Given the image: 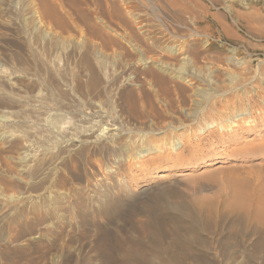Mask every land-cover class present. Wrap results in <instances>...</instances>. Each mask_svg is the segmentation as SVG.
Wrapping results in <instances>:
<instances>
[{"label": "rangeland", "instance_id": "rangeland-1", "mask_svg": "<svg viewBox=\"0 0 264 264\" xmlns=\"http://www.w3.org/2000/svg\"><path fill=\"white\" fill-rule=\"evenodd\" d=\"M30 1L0 0V264H264L232 208L264 187V0Z\"/></svg>", "mask_w": 264, "mask_h": 264}, {"label": "bare ground", "instance_id": "bare-ground-1", "mask_svg": "<svg viewBox=\"0 0 264 264\" xmlns=\"http://www.w3.org/2000/svg\"><path fill=\"white\" fill-rule=\"evenodd\" d=\"M25 1V0H24ZM13 2V1H12ZM21 2V1H20ZM30 4H32V0L29 2ZM28 3V4H29ZM27 4V3H26ZM29 4V5H30ZM17 5V4H16ZM35 5V4H34ZM38 8V7H37ZM35 12H36V10H35ZM150 76H151V83L153 84V85H155V86H157L159 89L158 90H162L163 92H165L166 90H168V87H167V85H168V81H167V78L165 77V76H163V75H159V74H156V73H153V72H151L150 73ZM179 77V76H178ZM179 83V82H178ZM181 83V82H180ZM179 83V85H182V84H180ZM178 85V84H177ZM154 86V87H155ZM182 86H184V85H182ZM178 87V86H177ZM179 88H181V87H179ZM178 90V89H177ZM180 90V89H179ZM181 90H183V88L181 89ZM182 92V91H181ZM184 92V91H183ZM166 93V92H165ZM201 94V93H200ZM206 94V93H205ZM224 94V93H223ZM201 96V95H200ZM202 96H203V94H202ZM205 96V95H204ZM202 98V97H201ZM210 98V97H209ZM182 99V98H181ZM171 100V99H170ZM169 100V102H170V104H169V108L171 109V108H173V104H172V102ZM202 100V99H201ZM179 101V100H178ZM204 103V102H203ZM241 104V103H240ZM152 106V105H151ZM179 106V105H178ZM149 108H151V109H149V110H151V111H154V108L153 107H149ZM147 111H148V108L146 109ZM172 110V109H171ZM188 110V109H187ZM2 111V110H1ZM151 111H148L149 113L151 112ZM156 112V111H155ZM153 114H154V112H152ZM158 114V113H157ZM185 114H187V115H190L189 114V112L188 113H185ZM193 114V113H192ZM156 115V114H155ZM159 116V115H158ZM161 116V115H160ZM186 116V115H185ZM193 117H194V115H192ZM174 117V116H173ZM191 117V116H190ZM163 118V116H161V119ZM208 118V117H207ZM1 123V122H0ZM181 123H182V121H181ZM207 127H209V124H207ZM94 132V131H93ZM93 134V133H92ZM110 134V133H109ZM115 135V134H114ZM101 136V135H100ZM118 136V135H117ZM110 137V136H109ZM114 137V136H113ZM116 137V136H115ZM102 138V137H101ZM71 139V138H70ZM72 140V139H71ZM152 140V139H151ZM199 140V139H198ZM103 141V140H102ZM183 140H181L180 139V142L181 143H184V142H182ZM195 142V141H194ZM197 142V141H196ZM200 142V141H199ZM105 143V142H104ZM114 143V144H113ZM113 143H112V145H114V146H112L111 148H109L108 149V151H107V153L109 154V157H113L112 159L115 161L116 160V158H117V160L118 161H120V162H122L123 160L124 161H126L127 162V166L130 168L131 167V161H129V159L128 158H130L131 157V155H132V152H131V150L133 151V149H131V148H129V147H131V146H129L130 145V143L129 144H121L120 146H116L115 145V141H113ZM127 143V142H126ZM149 143V142H148ZM188 146H187V148H189V149H191V148H193L194 147V145L193 144H191L192 146H190L189 144H190V141L189 140H187V142H185ZM189 143V144H188ZM120 144V143H119ZM144 144V143H143ZM145 144H147L146 142H145ZM144 144V145H145ZM178 144L179 143H173L172 144V146H174L175 147V149L178 147ZM157 145V144H156ZM184 145V144H183ZM199 145V144H198ZM106 147H107V145H105ZM153 146H155V145H153ZM171 146V147H172ZM197 146V145H196ZM145 148H142V149H139L138 151H136V154L137 153H140V152H147V151H150V150H152L153 148H152V146L150 145V146H144ZM162 147V146H161ZM136 148H137V145H136ZM198 148V147H197ZM258 148V145L257 146H254V147H249V149H257ZM161 149V148H160ZM159 148H157V149H155V147H154V151H159L160 150ZM259 149V148H258ZM191 150H194L193 152H195L196 151V149H191ZM240 151V150H239ZM243 151V150H242ZM249 151V150H248ZM244 152H245V150H244ZM247 153V152H246ZM21 154V153H20ZM161 154V153H160ZM160 154H155V155H152L151 157H145V159L143 158L141 161H140V163H139V165H144V166H146V165H154L155 163H163V162H169L170 160H171V157H172V155H170V154H168V155H165V156H162V154L160 155ZM195 155V154H194ZM177 156H179V155H177ZM127 157V158H126ZM24 159V158H23ZM111 159V160H112ZM132 159V158H131ZM175 159V158H174ZM22 160V159H21ZM97 161V160H96ZM180 161V160H179ZM23 162H25V161H23ZM190 162V161H189ZM209 162V160H207V161H204V163H208ZM111 163H113L112 161H111ZM176 164V163H179L177 160L176 161H173L172 162V164ZM28 164V163H27ZM97 165H98V170L99 171H101L102 173H103V175H104V177L105 178H107V175H105V173L101 170L102 168H101V164H100V162L98 161L97 163H96ZM114 164H116V163H114ZM121 165V164H120ZM134 165V164H133ZM118 168H119V165L117 166ZM131 169V168H130ZM141 171H145L144 169H140ZM22 171H24V170H22ZM119 171V170H118ZM142 176L143 177H145L144 179L145 180H148L147 178L149 177V175L147 174V173H143L142 174ZM160 176V175H159ZM203 179V178H202ZM233 180V179H232ZM110 181V180H109ZM123 179L122 178H117V184L118 185H120L121 186V184H122V188H123V186H125V185H123ZM239 181V180H238ZM240 182V181H239ZM247 181H245V183L244 182H240L241 183V185L243 186V188L244 189H246L247 190V188H248V182L246 183ZM127 187V186H126ZM149 188V186H147L146 188H144L143 190H146V189H148ZM2 189V188H1ZM119 189V188H118ZM124 189V188H123ZM152 189H154V188H152ZM121 190V189H120ZM178 190V189H177ZM229 190H231V189H229ZM239 190V189H238ZM105 191V190H104ZM124 191H125V189H124ZM233 191V190H232ZM64 192V191H63ZM130 192V191H129ZM234 192V194L236 193V192H238L237 190H236V192H235V190L233 191ZM241 192V191H240ZM240 192H239V194H237L238 196H240ZM105 193V192H104ZM243 193V191L241 192V194ZM62 194V193H61ZM126 194V193H125ZM180 194V193H179ZM186 194V192L184 193V196H187V195H185ZM188 194V193H187ZM7 195V194H6ZM101 195V194H100ZM243 195H244V193H243ZM189 196V195H188ZM191 196V195H190ZM235 197H237L236 195H234ZM249 197H250V202L253 204H251L252 206H247V205H249L248 203H249V201H248V203H246L245 205L244 204H240L239 203V200H241V201H243V198L245 197H243V198H241V199H239L238 198V204L237 203H235V202H237L236 200L234 201V203L235 204H233L234 206H232V208L233 209H241V210H244L243 212H247L248 214H250L252 217H254V218H256L261 224H263L264 225V187H262L261 186V188H259V187H257V188H253V189H251V193L249 192V195H248ZM194 197V196H193ZM192 197V198H193ZM197 197V196H196ZM196 197H194V198H196ZM233 197V196H232ZM53 198V197H52ZM105 198V197H104ZM183 198V197H182ZM188 198H190V197H188ZM188 198H186L187 200H190L191 201V198L190 199H188ZM193 198V199H194ZM199 199H200V197H198ZM198 198H197V200H198ZM248 198V197H247ZM246 198V199H247ZM102 199V198H101ZM106 199V198H105ZM108 199V198H107ZM233 199V198H232ZM104 200V199H103ZM183 200H184V198H183ZM209 200V199H208ZM244 200H245V198H244ZM52 201V200H51ZM189 201V202H190ZM201 201H202V197H201ZM201 201H199V202H201ZM108 202V201H107ZM157 202V201H156ZM167 202V201H166ZM169 202H172V201H169ZM168 202V203H169ZM188 202V203H189ZM197 202V201H196ZM204 202L206 203V204H208V201H207V199H206V201L204 200ZM203 202V203H204ZM210 202V201H209ZM228 202V201H227ZM56 203V202H55ZM104 203V202H103ZM173 203H175V200H174V202ZM194 203V202H193ZM229 203V202H228ZM232 203V202H231ZM53 204H54V202H53ZM106 204V203H105ZM171 204V203H170ZM192 204V203H191ZM236 204H237V206H236ZM150 209H152L150 212L151 213H153L154 212V210L155 209H157L158 210V204L157 203H154L153 201L150 203ZM173 205V204H172ZM239 205V206H238ZM170 206V205H169ZM189 206H191V205H189ZM198 206H199V204H198ZM201 206H203V204L201 205ZM227 206V205H226ZM173 206H171V208H172ZM194 207V206H193ZM196 207H197V205H196ZM195 207V208H196ZM203 207H205V206H203ZM212 207V206H211ZM210 207V208H211ZM161 208V207H160ZM174 208H176V207H174ZM229 208V207H228ZM198 209H199V207H198ZM205 209V208H204ZM199 210H203V208L202 207H200V209ZM207 211V210H206ZM233 211V210H232ZM238 211V210H237ZM158 212V211H157ZM235 212V211H234ZM239 212V211H238ZM242 212V211H241ZM25 217V216H24ZM16 225V224H15ZM131 229V228H130Z\"/></svg>", "mask_w": 264, "mask_h": 264}]
</instances>
